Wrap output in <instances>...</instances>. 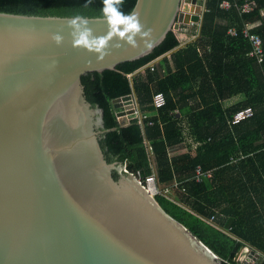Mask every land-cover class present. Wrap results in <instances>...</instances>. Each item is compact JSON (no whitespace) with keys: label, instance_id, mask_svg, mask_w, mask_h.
I'll return each instance as SVG.
<instances>
[{"label":"water","instance_id":"water-1","mask_svg":"<svg viewBox=\"0 0 264 264\" xmlns=\"http://www.w3.org/2000/svg\"><path fill=\"white\" fill-rule=\"evenodd\" d=\"M206 10L137 0L114 16L0 11V264H225L107 160L104 111L82 81L149 54L170 30L199 23L200 34ZM113 103L122 125L142 111L135 92ZM234 260L264 254L243 243Z\"/></svg>","mask_w":264,"mask_h":264},{"label":"trees","instance_id":"trees-1","mask_svg":"<svg viewBox=\"0 0 264 264\" xmlns=\"http://www.w3.org/2000/svg\"><path fill=\"white\" fill-rule=\"evenodd\" d=\"M223 1L231 7L223 8ZM246 1L254 8L244 13L240 7ZM136 2L0 0V11L114 16L128 14ZM247 23L264 46V0H207L201 33L191 42L180 46L177 32L170 30L149 54L82 77L87 99L104 111L100 144L107 160L126 164L141 178L156 174L160 205L225 264H237L243 243L264 254V61L250 55L251 42L242 32ZM231 27L237 35L228 33ZM150 62L155 70L143 69ZM159 91L166 104L157 108L153 95ZM133 92L148 117L122 125L113 101ZM236 95L242 99L226 105ZM247 106L253 116L230 123ZM186 136L199 142L195 154L181 150ZM198 165L212 176L196 181ZM113 174L119 177L116 170Z\"/></svg>","mask_w":264,"mask_h":264},{"label":"built area","instance_id":"built-area-1","mask_svg":"<svg viewBox=\"0 0 264 264\" xmlns=\"http://www.w3.org/2000/svg\"><path fill=\"white\" fill-rule=\"evenodd\" d=\"M221 6L223 8H225V9H228V8L231 7V4L228 1H223L221 3ZM253 8H254V3L250 2V1H246L240 7V10H241V12L245 13V12L252 11ZM196 24L199 27L200 24L199 23H196ZM251 29H252V24L251 23H247L245 25V27L242 29V32H243L244 36L247 37L250 40V42H251L252 49L250 51V55L254 56L259 63H262L264 61L263 40H262V38H261V36L259 34L253 33L251 31ZM198 32H199V28H198ZM228 33L231 34V35H237L238 29L236 27H231V28H229ZM197 36H198V33L194 34L193 37L196 38ZM145 68H149L151 71H154L155 70L154 62H150L149 64H147L146 66L143 67V69H145ZM153 104L157 108L165 106L166 97H165L163 92L159 91V92H156L153 95ZM176 112H178V110H176ZM137 113H138V117L137 118L139 119V121L141 123H143L145 118L148 117V115L143 110L140 112L137 109ZM253 114H254V110H253V108L251 106L240 108L234 113L230 123L236 124V123H238L240 121H243V120H245L247 118L252 117ZM150 123H153V122L150 121ZM124 170L126 172H129L128 169H127V165L126 164H124ZM136 176H137L139 182L141 184H143L144 187L148 190V192L150 194H152L153 196H156L157 194H159L161 192V188H160V186L158 184L156 174L153 173V174H151L149 176H146L145 178H141L139 175H136ZM211 176H212V171L204 170L201 167V165H198L195 168L194 178H195L196 181L201 182L205 178H208V177H211ZM212 219H213V217H212Z\"/></svg>","mask_w":264,"mask_h":264},{"label":"crops","instance_id":"crops-1","mask_svg":"<svg viewBox=\"0 0 264 264\" xmlns=\"http://www.w3.org/2000/svg\"><path fill=\"white\" fill-rule=\"evenodd\" d=\"M188 5L191 6L192 4H188ZM196 25L197 24L190 25V26L185 27L182 30H178V31L176 30L177 36L181 42L180 46H183V45L187 44L188 42H191L192 40H194L195 39V37H193L194 34L198 33V35H200L198 32V28L200 27V25H199V27H198V25L197 26ZM167 55H169V54H167ZM241 99H242L241 95H236V96L231 97L228 100H226L225 103H226V105H230V104L235 103L236 101L241 100ZM125 117L126 116H124V118ZM182 123L184 126L186 125V128H187L188 123H187L186 117H183ZM189 144H191V145L189 146ZM198 144H199V142L192 141L191 136H186L185 145H183L182 150L189 149L193 154H195Z\"/></svg>","mask_w":264,"mask_h":264},{"label":"rangeland","instance_id":"rangeland-1","mask_svg":"<svg viewBox=\"0 0 264 264\" xmlns=\"http://www.w3.org/2000/svg\"><path fill=\"white\" fill-rule=\"evenodd\" d=\"M185 133H186V130H185ZM182 150V149H181Z\"/></svg>","mask_w":264,"mask_h":264}]
</instances>
